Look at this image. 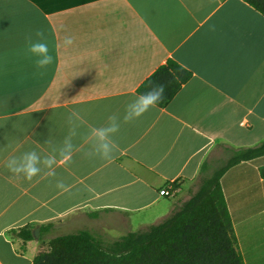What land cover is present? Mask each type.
<instances>
[{"label":"crops","instance_id":"1","mask_svg":"<svg viewBox=\"0 0 264 264\" xmlns=\"http://www.w3.org/2000/svg\"><path fill=\"white\" fill-rule=\"evenodd\" d=\"M37 31L54 57L43 74L26 51ZM65 34L71 47L58 46ZM169 59L191 78L166 106L124 123L139 85ZM72 111L86 124L68 164L32 181L9 172L10 157L52 154ZM112 114L121 117L114 159L86 156L88 126ZM262 140L264 16L244 1L0 0V264H32L50 239L71 232L108 239V226L156 224L203 171ZM263 165L264 156L242 161L220 177L244 264H264ZM171 182L178 192L165 197ZM24 227H38V237L22 241L13 231Z\"/></svg>","mask_w":264,"mask_h":264},{"label":"trees","instance_id":"2","mask_svg":"<svg viewBox=\"0 0 264 264\" xmlns=\"http://www.w3.org/2000/svg\"><path fill=\"white\" fill-rule=\"evenodd\" d=\"M242 1L264 16V0ZM190 78L188 70L169 59L139 85L137 94L162 84L164 98L157 107H164ZM262 156L264 140L233 148L225 163L201 178L196 191L162 221L116 239L86 230L60 235L47 242L48 249L35 255L32 264H244L220 177L228 168ZM259 173L264 178V165ZM13 233L24 242L33 239L31 227Z\"/></svg>","mask_w":264,"mask_h":264},{"label":"clouds","instance_id":"3","mask_svg":"<svg viewBox=\"0 0 264 264\" xmlns=\"http://www.w3.org/2000/svg\"><path fill=\"white\" fill-rule=\"evenodd\" d=\"M75 43V37L71 34H65L58 46L65 48L71 47ZM27 54L33 58L34 74H43V72L54 62V57L50 53L47 39L43 31H37L35 38L27 37ZM165 86L162 84H153L150 89L139 94L136 98L127 104L123 115L124 123H131L138 120L151 108L156 107L164 98ZM69 132L65 136L58 148L53 150L52 154L41 156L36 151H27L20 156L10 157L6 162V167L17 178H23L32 181L43 172L45 177H54L56 167L68 164L73 155L80 151L73 143V138L77 135V129L86 124L83 116L78 111H72L68 116ZM121 117L118 114H112L107 118L104 125L95 127L88 126V133L85 137V143L91 145V149L85 153L86 156L98 157L104 161H112L114 154L119 150L118 145L113 139L120 131ZM48 142V141H47ZM62 191H68V187L61 181L56 185Z\"/></svg>","mask_w":264,"mask_h":264},{"label":"rangeland","instance_id":"4","mask_svg":"<svg viewBox=\"0 0 264 264\" xmlns=\"http://www.w3.org/2000/svg\"><path fill=\"white\" fill-rule=\"evenodd\" d=\"M224 163H225V161H222L220 163L216 162L215 164H213L212 167L207 169V171H205V172L203 171L202 174L199 176V178L194 183H192V185H190L187 190H184V193L181 194V197H179V200H177V203L178 202L180 203L179 206L183 202H185L196 191L197 187L199 186V184L201 182V178L211 174V172L214 169L218 168L219 166L223 165ZM143 229H146V227L141 228L139 230H143ZM128 231H130L129 227H122L121 229H114L111 226H108V230H107L106 234H104V235H106L108 239L118 238V237L124 235L125 233H127ZM71 233H74V232H71ZM47 249H48V244H45L43 250H47Z\"/></svg>","mask_w":264,"mask_h":264},{"label":"built area","instance_id":"5","mask_svg":"<svg viewBox=\"0 0 264 264\" xmlns=\"http://www.w3.org/2000/svg\"><path fill=\"white\" fill-rule=\"evenodd\" d=\"M178 192V188L175 185L174 182H171L169 184H167L162 190H161V194L165 197H175V195Z\"/></svg>","mask_w":264,"mask_h":264},{"label":"water","instance_id":"6","mask_svg":"<svg viewBox=\"0 0 264 264\" xmlns=\"http://www.w3.org/2000/svg\"><path fill=\"white\" fill-rule=\"evenodd\" d=\"M38 233H39V228H38V227H36V228H34V229L32 230V236H33L34 238H37V237H38Z\"/></svg>","mask_w":264,"mask_h":264}]
</instances>
